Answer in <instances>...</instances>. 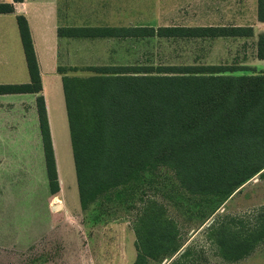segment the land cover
<instances>
[{
	"label": "trees",
	"instance_id": "1",
	"mask_svg": "<svg viewBox=\"0 0 264 264\" xmlns=\"http://www.w3.org/2000/svg\"><path fill=\"white\" fill-rule=\"evenodd\" d=\"M21 2L22 0H13ZM13 12L0 4V14ZM264 21V0H258ZM30 82L0 86V94H37L36 110L50 193L59 182L38 66L24 17L16 19ZM250 28H68L74 38L195 39L249 36ZM264 59V35L257 43ZM60 68L78 197L85 209L99 196L140 183L167 168L181 188L199 196L228 198L256 175H264V72L235 75L223 65L90 67L89 77ZM136 258L151 264L177 255L179 230L166 209L144 201L133 226ZM220 257L237 262L264 243V206L225 216L207 228ZM185 250L170 264H187Z\"/></svg>",
	"mask_w": 264,
	"mask_h": 264
},
{
	"label": "rangeland",
	"instance_id": "2",
	"mask_svg": "<svg viewBox=\"0 0 264 264\" xmlns=\"http://www.w3.org/2000/svg\"><path fill=\"white\" fill-rule=\"evenodd\" d=\"M199 3V0H122L123 23L131 19L132 25L154 28L196 27L204 23L199 17ZM256 41L257 38L153 37L124 41L121 46L100 42L88 51L100 57V65H223L239 69L235 75H243L264 72L258 67ZM75 69L67 70L66 74L93 75L86 68ZM50 97L64 105L61 85ZM63 117L67 124L64 112L54 116L56 124ZM53 138L61 181L56 195L49 193L43 160L40 166L37 160L23 157L21 166H12V174L2 183L0 264H133L136 258L133 226L144 201H156L166 209L178 226L181 247L174 257L151 264H170L185 250L190 252L187 264H264V243L244 259L227 262L206 238L207 228L221 217L239 216L264 206V175H256L228 198L199 196L185 192L174 174L161 167L144 174L140 183L107 192L83 209L69 129H53ZM55 206L60 209L53 210Z\"/></svg>",
	"mask_w": 264,
	"mask_h": 264
},
{
	"label": "crops",
	"instance_id": "3",
	"mask_svg": "<svg viewBox=\"0 0 264 264\" xmlns=\"http://www.w3.org/2000/svg\"><path fill=\"white\" fill-rule=\"evenodd\" d=\"M121 2L122 0H22L21 2L0 0V4L13 6L12 13L0 14V86L23 85L30 82L16 21L17 17L22 16L28 25L41 79V94L46 107L56 170H58L57 149L53 138V129H69L65 100L63 105L61 101L58 103L51 97L49 98V95L51 96V93L55 92L59 85L62 89V76L58 70L60 68L140 65H100V57L88 51V48L96 44L98 46L100 42L103 44L115 42L121 46L124 41L140 40V38L62 37L58 35V30L68 28H154L153 26L132 25L131 19H126L128 23L124 24ZM199 2V17L205 24L186 28H250L252 32L249 36L218 38H257L256 43H258L259 36L264 35V21L258 20L257 0H199ZM216 22L223 24H213ZM226 23L233 24L226 25ZM257 61L259 70L264 71V59H259L257 56ZM141 65L148 66L147 64ZM37 96L34 93L0 94V189L2 183L7 181V178L12 174V166L20 167L23 157H27V160H37L39 165L42 160L45 162L36 110ZM61 112L62 114L64 112L67 124L64 117L59 125L56 124L54 116ZM30 163L35 164L31 161ZM60 183L61 181L59 189L61 188ZM3 192L4 190H0V195Z\"/></svg>",
	"mask_w": 264,
	"mask_h": 264
},
{
	"label": "water",
	"instance_id": "4",
	"mask_svg": "<svg viewBox=\"0 0 264 264\" xmlns=\"http://www.w3.org/2000/svg\"><path fill=\"white\" fill-rule=\"evenodd\" d=\"M58 209H60V207L59 206H55V207H53V210H58Z\"/></svg>",
	"mask_w": 264,
	"mask_h": 264
}]
</instances>
